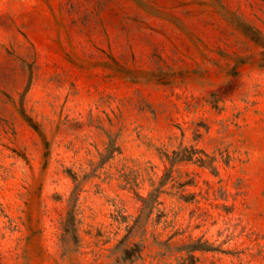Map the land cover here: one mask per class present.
<instances>
[{"label": "rangeland", "instance_id": "rangeland-1", "mask_svg": "<svg viewBox=\"0 0 264 264\" xmlns=\"http://www.w3.org/2000/svg\"><path fill=\"white\" fill-rule=\"evenodd\" d=\"M0 264H264V0H0Z\"/></svg>", "mask_w": 264, "mask_h": 264}, {"label": "trees", "instance_id": "trees-1", "mask_svg": "<svg viewBox=\"0 0 264 264\" xmlns=\"http://www.w3.org/2000/svg\"><path fill=\"white\" fill-rule=\"evenodd\" d=\"M153 194H154V192L153 191H151L150 193H149V197H147V198H143V201H147V200H149L150 198H152V196H153Z\"/></svg>", "mask_w": 264, "mask_h": 264}]
</instances>
